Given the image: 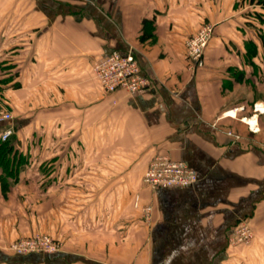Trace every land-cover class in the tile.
I'll return each instance as SVG.
<instances>
[{
	"label": "crops",
	"instance_id": "1",
	"mask_svg": "<svg viewBox=\"0 0 264 264\" xmlns=\"http://www.w3.org/2000/svg\"><path fill=\"white\" fill-rule=\"evenodd\" d=\"M207 23L205 63L192 72L186 39ZM128 46L151 84L107 93L93 63ZM0 52V91L19 127L12 173L0 167V264L41 258L7 247L36 230L42 192L78 195L63 211L77 212L78 228L99 227L102 180L114 197L103 224L116 233L68 237L77 247L60 264H264V112L253 110L264 103V0H0ZM156 154L186 161L198 181L156 190L145 226L127 211V185ZM117 181H127L123 192ZM243 217L253 244L231 246ZM86 243L102 247L90 258Z\"/></svg>",
	"mask_w": 264,
	"mask_h": 264
},
{
	"label": "rangeland",
	"instance_id": "2",
	"mask_svg": "<svg viewBox=\"0 0 264 264\" xmlns=\"http://www.w3.org/2000/svg\"><path fill=\"white\" fill-rule=\"evenodd\" d=\"M7 59H9V58H7ZM0 61L1 62L3 61V53L2 52H0ZM119 89H123V88H119ZM117 90L118 89H116L115 91H117ZM106 92L107 93H113V92H108V91H106ZM0 94H1L0 96H3L1 91H0ZM2 98H4V96ZM4 99H5L4 100L5 103L3 102L4 103L3 106L0 105V113L4 112V111H9L11 113L12 117L9 120L0 121V128L3 129L5 126L11 124V125H14L15 132H16V131H18L19 127H18V124H16V122H14V116H13L11 107L7 104V103H10V100H9V98H7V96ZM260 103H262V102H260ZM263 105H264V103H263ZM252 114L249 116L250 118H251ZM241 118H242V120H244V117H241ZM244 121H245L244 123H246L249 127V124L247 123V121L246 120H244ZM15 132L10 137V139L7 140V141H9V145L12 146V147L7 148V151L5 154L7 162L5 165H0V167L2 169H4L3 171L7 170L6 172L9 171V173H12V170H13L12 169L13 163L11 160L12 156H14V151H15L13 142H14V140L18 139L17 138L18 133L15 134ZM236 134L237 133L231 134V135L234 137V139L237 140L239 135H236ZM157 155H167L170 157V155H168V154H156V155H154L149 160L147 166L145 167V169L142 173L141 179L140 180H137V179L132 180V181H130V184L127 185V188L129 189V193H132L130 196L131 197L130 204H129L130 206L127 209V211H128V213H130L134 222L142 221L143 225H145V226H149L150 223H152V221H154V219H155L154 215H155V209L156 208H155V205L153 203H151L152 195L154 194V192L156 190L163 188V187L152 188L150 185H148L144 181V174L146 172V169L148 168L149 164L154 159V157ZM172 159H174V158H172ZM175 160H178V159H175ZM45 166L46 165H41L40 171L42 172V174L49 170L47 168V166L46 167ZM48 182H51V181L50 180L46 181L45 177H43V176L39 180H37V184H38V186H40V188L41 187L44 188L45 184H47ZM59 182L60 181L57 180V181H54L53 184L57 185ZM126 182L127 181H117L116 185H114V183H111V184L113 185L112 186L113 188L116 187L119 191L122 190V192H123L126 188L121 187V184H124ZM101 183H102L101 184L102 185L101 186L102 187V196H101V204L102 205L100 204V206L102 208V211H101L102 212V215H101L102 216V220H101L102 224L99 227L93 229L91 227V225L87 226L88 220H86L85 227L78 228L77 220H76L77 219V217H76L77 212L76 211H70V212H64L63 211V207H65V209H66V206L68 204L71 205L72 203H77V199L81 198V197H78V195L70 194V195H65L64 197H61V195L58 194V195H53L52 197H49V196L45 197L43 192H42V194H38L35 197L36 206L34 208H35L36 217H37L36 230L32 231L29 234L21 235L20 237L16 238L11 244L8 245V247H7L8 251L12 254L15 253V255H21V256L22 255L41 256L40 259L36 260V264H60L61 263V258H60L61 256L60 255L62 254V252L66 251L68 249L71 250V249L77 247V245L75 243L74 244H71V243L67 244L68 237H69V239L74 238L76 241V235L79 231H81V232L85 233L84 235H90L89 238L92 241L93 238L91 236L108 238L111 235V233H116L115 228H112V227L109 228V227H106L105 224H103L105 222L104 221L105 218H108L109 216L113 217L112 212H111V214L109 212L110 211L109 208L112 206V200H114V197L112 195L108 194V188L110 186V182L108 180H102ZM49 185H51V183ZM75 186H76V184L72 185L71 187L74 188ZM171 187H178V186H171ZM147 193H148V195H146V196L148 198H150V200L148 199V202L145 203V202H143V196ZM122 198H124V196H122ZM32 199L33 198L31 197V200ZM110 199H111V202H110ZM92 202H93L92 195L85 197V206L87 208L91 209ZM120 210H122V208ZM86 212L87 211H85V213ZM120 215H121V211L119 212V207H118V217H120V218L123 217ZM122 215H124V213H122ZM86 219H89V217L87 216ZM66 220H68L67 224H66ZM243 224H245V226L249 228L250 236H249V239H244V240L240 241L239 235H242V233H240L239 230L242 228ZM113 231H115V232H113ZM117 232H118L117 234L120 235L119 229H117ZM122 233H123V231H122ZM92 234H94V235H92ZM121 235H123V234H121ZM27 239H35L40 246H43V245H41V242L44 241V239H48L50 241V245L52 247V250H38V251H32V252L19 253V251L14 248V245L18 242L20 243V242L25 241ZM228 239H229V244L231 246L244 245V246L251 247L253 244V241L255 239V229L251 225L249 219H247L246 217L240 218L238 220V223L231 229ZM91 243L85 244V249L87 251V253H85V254L87 256H89L90 258H92V255L94 253V250L92 249L93 247H96V248L102 247L101 244L98 245V243H96V244L92 245ZM108 246L109 245L107 244V247ZM101 250H103V249H101ZM101 252H103V251H101ZM96 256L99 257V255H96ZM84 264H87V262Z\"/></svg>",
	"mask_w": 264,
	"mask_h": 264
},
{
	"label": "built area",
	"instance_id": "3",
	"mask_svg": "<svg viewBox=\"0 0 264 264\" xmlns=\"http://www.w3.org/2000/svg\"><path fill=\"white\" fill-rule=\"evenodd\" d=\"M214 25L207 23L202 25L196 33L186 39V56L189 61V69L195 72L197 68L205 63L207 46L213 36ZM94 77L99 81L104 90L114 92L123 88L128 92H135L139 89L150 86L149 78L143 74L136 50L132 46L124 50H113L106 56L96 60L93 64ZM253 110L256 116L264 112L263 103H255ZM230 110L227 113H232ZM236 113H234L235 115ZM252 115L251 117H254ZM12 117L9 111L0 113V121L9 120ZM248 123V122H247ZM249 128L256 132L259 130L257 122L248 123ZM14 125H7L0 131L1 141H7L14 134ZM144 181L152 188L157 187H187L198 181L197 171L183 160H175L167 155H157L149 164L144 174ZM244 225V226H243ZM239 230V240L249 239L250 230L245 224ZM232 240V239H231ZM40 246L35 239H27L18 242L14 248L19 253L38 250H52L50 241L44 239Z\"/></svg>",
	"mask_w": 264,
	"mask_h": 264
},
{
	"label": "trees",
	"instance_id": "4",
	"mask_svg": "<svg viewBox=\"0 0 264 264\" xmlns=\"http://www.w3.org/2000/svg\"><path fill=\"white\" fill-rule=\"evenodd\" d=\"M8 147H12L9 145V141H1L0 139V165L6 164V151Z\"/></svg>",
	"mask_w": 264,
	"mask_h": 264
},
{
	"label": "bare ground",
	"instance_id": "5",
	"mask_svg": "<svg viewBox=\"0 0 264 264\" xmlns=\"http://www.w3.org/2000/svg\"><path fill=\"white\" fill-rule=\"evenodd\" d=\"M233 112V111H232ZM252 118V117H251ZM250 123H252L251 121H250Z\"/></svg>",
	"mask_w": 264,
	"mask_h": 264
}]
</instances>
